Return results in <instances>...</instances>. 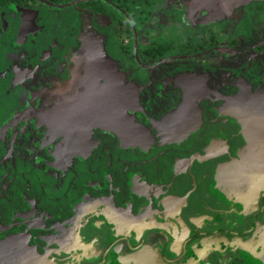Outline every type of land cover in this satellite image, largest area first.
<instances>
[{
  "label": "flooded vegetation",
  "instance_id": "af4514ba",
  "mask_svg": "<svg viewBox=\"0 0 264 264\" xmlns=\"http://www.w3.org/2000/svg\"><path fill=\"white\" fill-rule=\"evenodd\" d=\"M93 3L83 9L112 15ZM219 3H203L217 12L190 17L205 25L186 30L201 38L203 56L235 64L191 72L186 60L172 62L170 45L150 41L136 58L165 64L146 84L142 74L153 70L134 75L94 22L80 35L90 55L83 49L75 63L77 33L63 40L33 10L0 18V264H264V0ZM94 34L137 95L122 120L109 97L78 99L88 85L107 84L103 66L89 65L100 50ZM220 210L232 226L215 224ZM157 232L170 240L162 253L144 241ZM217 237L235 247L231 257H219L216 244L202 248Z\"/></svg>",
  "mask_w": 264,
  "mask_h": 264
},
{
  "label": "rangeland",
  "instance_id": "374dc122",
  "mask_svg": "<svg viewBox=\"0 0 264 264\" xmlns=\"http://www.w3.org/2000/svg\"><path fill=\"white\" fill-rule=\"evenodd\" d=\"M90 1L105 6L112 15H109L110 17L101 16L95 12L92 13L88 9H83L80 6V4L84 2ZM198 8L199 6L196 0H63L58 4H53L47 0H6L4 5L0 7V18L5 17L11 10H17V14L31 12L33 10L39 12L40 16L43 18H48L49 24H54L56 29H60L59 33H61L63 40L69 36V34L75 35V33H77L75 35L76 37L74 36L73 45L68 53L69 58H73L75 63L83 50L80 35L83 31L85 32L87 28H90L89 23L94 22V27H99V29L105 31L107 35H109V43L112 51H114L115 54H120L119 51H122V53L126 54V63L136 66L134 68V75H139L137 70L142 68L153 70L151 73H146L147 75L143 76L142 74V83L146 84L153 83L154 76H157L156 73L158 72L156 68L165 64L162 63V59L158 58L157 61L152 64V68H150V63L144 64V62L136 58L142 45L150 41L170 45L171 48L169 53L172 54V62L176 63L186 60L188 64L184 67H188L187 70L191 72H197L200 68L207 70L214 68V70H218L217 67H220L221 64L226 65L228 68L235 64V62L231 60L222 63V58L218 59L221 56L218 53H211L203 56L201 51H199L200 46L198 43L201 38L197 35H193L192 37L188 36V34L192 35L193 30H186L187 26L191 28H201L205 25L200 22H193L190 19V17H200L196 13ZM118 17L125 18V25H119ZM134 18H141L143 20L138 21L136 24L135 20H133ZM76 22L77 24H75ZM104 22H107V27H104ZM47 26L49 27L50 25ZM198 32H200V30H198ZM142 39H144V41H142ZM261 42L262 41H253L254 44ZM121 44L123 45L119 47ZM85 49H87V47H85ZM207 56L212 57L211 66L203 67V59ZM236 63H238L236 65H239V60H237ZM69 64L72 66V63L69 62ZM82 65H84L85 68L84 62H82ZM81 68V66H76L72 69L74 72H81ZM138 78L140 79V77ZM223 80L224 78L221 76L219 81ZM192 214L190 210H186L183 217L187 219ZM225 216L224 211L220 210L217 212L215 224L219 226V221L222 220L223 226H232L235 220L226 218ZM245 221L244 219L243 224ZM155 234H148L144 241L146 244H149V242L152 243L153 247L162 253V248L168 246L170 240L162 235V233H158V237H156ZM204 239L206 240L207 238ZM213 240L216 241L210 242L206 240L204 245L201 244L202 248L208 243L216 244L220 247V240H218V237ZM220 248L219 257L221 258L231 257L230 254H233V250L235 249V247L231 245L222 246ZM117 258L118 256L115 258L112 257L111 260H118ZM111 262L110 264H118L117 262ZM179 264H182V260Z\"/></svg>",
  "mask_w": 264,
  "mask_h": 264
},
{
  "label": "bare ground",
  "instance_id": "6f19581e",
  "mask_svg": "<svg viewBox=\"0 0 264 264\" xmlns=\"http://www.w3.org/2000/svg\"><path fill=\"white\" fill-rule=\"evenodd\" d=\"M86 33H84V35H85ZM83 35V40H82V42H83V53L85 54V55H87V56H89L90 55V52L88 51L89 49H85V47H86V45H85V43H84V36ZM95 35V34H94ZM97 38H98V40L100 41V45H99V47L101 48V39L97 36V35H95ZM88 46V45H87ZM99 48V49H100ZM99 52H100V50H98ZM101 68H102V65L100 66ZM101 71H102V73L100 72L99 74H98V77H100V78H104V79H107L106 81H107V84H109L113 89H116L117 90V92L118 93H120V96L122 97V99L123 100H125L126 101V99L125 98H127L126 96L127 95H129L130 96V94L131 95H133V98H131V101L133 100V99H135V93H134V90L129 86V85H126V86H123V85H120L119 83H118V80H117V78H116V76L113 74V71H112V69L111 68H109V67H104L103 66V68L101 69ZM94 72V71H93ZM104 72V73H103ZM111 75H113V76H111ZM111 77V78H110ZM93 80H95V79H93ZM194 81H197V80H190V82H193V83H196V82H194ZM107 84H106V86H107ZM201 84V83H200ZM193 86H195V84L194 85H192V87H191V90L192 91H195V89L196 88H193ZM91 85H88V88L89 89H91ZM99 89H101V91L100 92H102L103 93V87H100ZM99 89H97V90H99ZM203 88L202 87H200V85H198L197 84V91H201ZM99 92V91H98ZM106 93H108L107 91H105L101 96L102 97H105L106 96ZM98 94H97V92H94L93 94H92V96L91 97H94V98H97V97H99V96H97ZM110 102V106L111 105H113V103L114 102H111V100L109 101ZM127 102V101H126ZM99 103H100V107H101V110H100V112H99V116H98V118H100V119H104V124H107L108 122V120H107V116H104V114H105V104L101 101V100H99ZM108 106V105H107ZM110 106H108V107H110ZM116 107H117V111H115V112H112V115H113V113L116 115V117H117V120L118 119H123V117L122 116H124L125 114H124V109L125 108H127V107H131V106H128L127 104H125V103H118V104H116ZM104 113V114H103ZM191 114H193V112L191 111V109L183 116V118L184 119H186V118H188ZM114 120V119H113ZM186 121V120H185ZM121 122V121H120ZM262 122V121H261ZM78 123H81V120L79 119V121H78ZM122 123V122H121ZM182 123V122H181ZM123 128H130V129H132L133 130V128L132 127H135L134 125H127V123L126 122H123ZM138 129V128H137ZM131 131V130H130ZM137 133H138V136H142V137H144L145 135H144V133L143 132H141V131H136ZM135 134V132L134 131H132V133L131 134ZM149 138V137H148Z\"/></svg>",
  "mask_w": 264,
  "mask_h": 264
},
{
  "label": "water",
  "instance_id": "95a60500",
  "mask_svg": "<svg viewBox=\"0 0 264 264\" xmlns=\"http://www.w3.org/2000/svg\"><path fill=\"white\" fill-rule=\"evenodd\" d=\"M221 1V3H219L221 6V8H223V9H226V7H232V6H234L235 5V3L236 2H238L239 0H220ZM205 2L207 3L208 2V4H210V2H211V0H196V3L198 4V6H199V8H198V10H197V15H199V16H203L204 15V13H202V12H204L205 10H207V13L208 14H214L215 12H217V10H213V9H209V8H211V7H206V8H204L203 9V6L205 5ZM203 3H204V5H203ZM205 7V6H204ZM218 9V8H217ZM92 32V31H91ZM92 64L94 65V66H106V67H109V68H111L112 69V71H113V74L116 76V78H117V80H118V83L120 84V85H123V86H126V85H129L130 87H132V89L134 90V87H133V84L132 83H130V82H125L124 81V79H123V76H122V74H120L118 71H116V68H115V66H114V64L111 62H108V59L106 58V56L104 55V51H103V48H102V39H101V48H100V52L98 53V58H97V60H91V62L89 63V65H90V68H91V71H93L94 70V67L92 66ZM94 74V73H93ZM111 76H113V75H111ZM111 78V77H110ZM98 85V84H97ZM97 85L96 84H93V86L91 87V89H86L80 96H79V98L78 99H85V98H88V97H91L92 96V94L94 93V92H97V93H100L101 95L103 94L102 92H100L101 91V89H99L98 87H97ZM99 86V85H98ZM101 87V86H100ZM103 88H105L106 89V87L109 89V92L106 94V96L105 97H109V100H111V102H115L116 104H118V103H125V104H127V105H129L130 104V102H132L131 101V98H133V95H131L130 94V96L129 95H127L126 97L127 98H125L126 99V101L125 100H123L122 99V97L119 95V93L117 92V90L116 89H113L110 85L108 86H102ZM97 88L99 89V90H97ZM99 91V92H98ZM135 92V91H134ZM134 96H136L137 97V95H134ZM178 111V110H177ZM124 114L126 115V112L124 111Z\"/></svg>",
  "mask_w": 264,
  "mask_h": 264
},
{
  "label": "trees",
  "instance_id": "16d2710c",
  "mask_svg": "<svg viewBox=\"0 0 264 264\" xmlns=\"http://www.w3.org/2000/svg\"><path fill=\"white\" fill-rule=\"evenodd\" d=\"M49 1L58 3V2H62L63 0H49ZM89 3L90 2H84V3L80 4V6L82 8H87L89 6ZM97 6H98V4L96 2L93 3L92 4L93 10H97V11L101 12V9L98 8Z\"/></svg>",
  "mask_w": 264,
  "mask_h": 264
}]
</instances>
